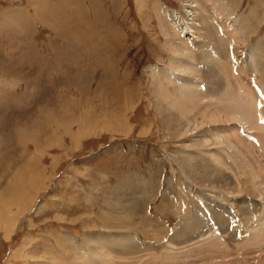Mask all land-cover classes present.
Segmentation results:
<instances>
[{"label": "rangeland", "instance_id": "rangeland-1", "mask_svg": "<svg viewBox=\"0 0 264 264\" xmlns=\"http://www.w3.org/2000/svg\"><path fill=\"white\" fill-rule=\"evenodd\" d=\"M212 1L221 6L209 4L205 11L199 5L198 9L214 29L219 45L227 40L225 50L215 42L200 44L180 34L184 22L178 16L185 22L188 18L185 2L179 0H0V9L21 8L36 17L35 46L44 56L35 58L31 71L21 65L16 71L20 83L15 79L11 87L1 88L0 81V214L4 218L0 220V264H72L84 255L90 264H99L108 254L95 248L101 244L97 239L112 237L117 242L129 234L142 250L135 254L141 259L135 264L220 262L218 255L195 260L182 251L170 252L174 263L163 260L160 253L157 256L156 247L164 243L169 248V237L186 216L206 225L203 230L208 236L193 240L197 243L188 249L214 239L217 249H226V261L264 264V0ZM163 15L169 21L173 15L171 32L191 46L189 66L199 75L183 80L176 73L159 86H169L166 89L172 96L177 90L195 99L212 98V108L227 104L228 119L222 118L229 122L205 124L196 109L188 115L199 125L192 122L185 129L187 138L176 127L163 126L169 113L160 109L169 101L160 106L154 96L151 68L172 69L173 58L160 29ZM27 16L15 9L0 10V27L17 25L19 19L24 26ZM39 22L44 24L39 26ZM43 39L54 46L52 54L40 50ZM59 43L74 47L66 50ZM202 46L209 49L213 61L203 56ZM29 51L24 50L21 58L30 59ZM79 51L81 62L74 58ZM45 59L53 63L54 73L48 69L43 73L40 60ZM212 68L215 77L208 81L210 73L214 74ZM202 103L207 104L206 100ZM174 111L178 112L177 107ZM238 116L245 120L238 121ZM223 125L228 128L225 134L234 136L228 135L227 143L205 132L217 127L224 130ZM191 139L197 143L214 140L217 147L212 145L210 150L201 145L190 150L185 145ZM238 142L240 153L248 155L242 157L243 174L233 160L235 171L226 170L231 169V159L223 157V153L237 151L234 144ZM191 153L203 160L214 153L230 177L227 181L233 182L232 190L216 189L214 184V189H208L192 182L178 163ZM9 167L14 171L8 173ZM137 179L147 183V209L120 222L127 218L121 215L117 220L111 206L116 211L123 183L131 187L128 182ZM10 193L17 194L19 202H12ZM261 225L262 240L251 241L252 232ZM77 243L83 248L72 247ZM112 258L116 263L124 261Z\"/></svg>", "mask_w": 264, "mask_h": 264}, {"label": "bare ground", "instance_id": "bare-ground-1", "mask_svg": "<svg viewBox=\"0 0 264 264\" xmlns=\"http://www.w3.org/2000/svg\"><path fill=\"white\" fill-rule=\"evenodd\" d=\"M179 1L185 2V5H183V6H184V8L187 9V10L185 9V11L187 13L186 14V16H187L186 18H188V21L185 22L184 20H182V18L180 16H178V19L180 18L179 19L180 20V23H181V21L184 22V23L181 24L182 25L181 26L182 28H181L180 34L183 32L185 35L190 36L189 39H191V40L193 39V41H201L200 44L201 43H204V42H207V41L212 42V43L215 42L214 44L216 45L217 48L222 49V50H225V46H223V45L226 43L227 40L226 39L222 40V45H219V43L217 41L216 33H215L214 29L211 28L206 23L205 17L201 15V12L198 9V7L200 5L205 11H209V4H215L216 6H218L219 3H216V2H214L212 0H199V4H198V1L197 0H179ZM219 6H221V5H219ZM163 13H165L166 15L168 14L167 13V10H165V9H164V12ZM166 15H163V17L161 18V21L162 22L160 21V29H161L162 34L166 38V45H167L166 47L168 48L166 50H168L169 52H171V55H172V58H173L172 61L170 62V65H171L172 69L169 66H165L166 68L164 67L165 69H163V70L159 69L158 66L151 67L154 70V71L152 70L153 71L152 72V78L154 79V82L153 83L155 84L154 85V92H153V94H154V96L157 97V99H158V101L160 103V106H161V104H163V102L166 103V101H169V104L166 103L169 106L167 105V107H162L160 109V110H163V111L169 113L168 114L169 117L167 116L168 119L164 122L163 126L165 128H167V129H169L171 126H174V127H176L177 132L180 131L181 132L180 134L183 137L187 138V136H189V134H187L188 132L185 129L188 128V127H190V125H191L192 122H195L194 125H196V126L199 125V123L196 122V119H195V121L190 119V117L192 116V115H190L192 113L191 112L192 110L193 111L194 110L196 111V109L198 110V113H197L196 116H199L205 124H211V123L212 124H217V123L220 124V123H222L224 121L229 122V120H224V118H222V116L225 117V118H227L226 117L227 114H225V111L227 109V108L225 109V107H227V104H226V106L223 104L224 107L222 105V108L221 107L220 108L219 107L218 108H216V107L212 108L213 107L212 104L215 106L214 102L212 103V101H211L212 98L200 97L198 99H195L194 97L188 96L185 93L179 92L177 90H174L175 93H174L173 96H175V97H173L172 95L168 94L169 93L168 90H170L169 86H167V87L159 86L161 84H164L163 83V79L165 77H174L176 75V73H178V78H181L183 80H187V79H190V78L191 79H194V78H192L190 76H192L193 74L196 76L198 74V73H195V71L189 66L190 53L193 51L192 48H191V46L183 42V40L179 37L180 34L176 35V34H173L171 32V24L173 23V17H172L173 15H171V17L168 18V19H172V21L171 20L170 21L167 20ZM244 27L246 28V26H244ZM184 47H185V49H184ZM201 49L203 50V56L206 59H208L210 61H213L214 60V57L209 53V49L206 46H202ZM178 70H181V72H179ZM211 71H213L214 74L213 73H210V75L208 76V81L213 80L214 77H215V69L212 68ZM187 92L190 93L191 91L188 89ZM203 100H206L207 104L202 105L203 104L202 103ZM221 100H222L223 103H225V101H226L224 98L221 99ZM200 105H201V107H200ZM218 106H220V105L218 104ZM176 107H177L178 112H175L174 111L176 109ZM188 113H190L189 114L190 117H189ZM235 113H233V114H235ZM240 116L243 117L242 114ZM248 116H250V115H247V117ZM243 118H240L239 117V120L238 121L243 122L245 120ZM248 120H250V119H248ZM202 121H201V124L203 123ZM233 121H236V120H233ZM221 127H223L221 129H224V130L219 131V129H217L218 128L217 127L216 130H213V128H212L211 131L210 130H207L205 132L206 133H213V136H214L213 138L214 139L217 140L218 137H221L222 138V141L224 143H227V141H228L227 140L228 135H230V136H232V135L231 134H225V131H227V129H228V128L225 127V125H223ZM198 128H200V127H198ZM260 128H261V126H260ZM183 131H186V132L185 133H182ZM216 131H219L220 133H218V132L216 133ZM235 131L237 132V130H235ZM235 131L234 132H231V133H234L235 134ZM204 135H206V134H204ZM236 135H237V133L235 134V138L238 139L236 137ZM232 137H234V136H232ZM207 139L202 140V141H206V142H203V143H201V142L197 143V142H195V141H193L191 139L193 142H191L190 140L187 141V142H191L190 145H185V144L184 145L186 147H189L187 149L195 148V147H196V149H200V146L201 145L204 146L203 147V149H204V148H209L210 146L214 145L215 146V149H216L217 144L214 143V140H212L213 141L212 142L211 140H208L207 141ZM260 139H262V138L260 137ZM240 140H239V142H240ZM263 140L264 139H262L261 141H263ZM216 142H218V141H216ZM235 142H237V141H235ZM239 142L234 144V149L236 148L237 151H234V149H233L232 150V151H234L233 154L232 153L231 154L228 153V154L225 155V153H223V157H224V160H226L225 159L226 157L227 158H230L231 160L228 161L230 163L233 160L232 163L237 166L238 171H241V170L243 171V168H246V165L244 164V162H242V157L243 158L244 157L247 158L246 156H248V155L247 154H244L245 151L244 152H241L242 154L240 153L241 148H240V143ZM210 150H211V147H210ZM203 152H205V151H203ZM192 153H194V152H192ZM191 154L182 156V159H180V161L178 163L183 168V170L185 172H187V174L191 177L190 180L192 182H195V183L199 184L201 187H207L208 189H210L209 187H212L211 189H214L213 187L216 186L215 187L216 189L217 188H219V189H227L229 191L230 188L228 189V187H231L233 182L232 183H229L227 181V180H229L230 177L226 175L223 167L220 165V163H219L218 159L215 157V154L214 153H209L210 155L207 154L208 155V158H206V159L204 158V160L202 158H200L201 157L200 155L197 156L195 154H192V155ZM203 157H204V155H203ZM247 160H246V162L249 161V160L248 161ZM1 162H2V160H1ZM232 163L229 164V166L231 167V169H226V170H228V171L229 170L235 171L234 168L232 167V165H233ZM6 171L8 173H10V172H13L14 169H13V167L11 169L9 167V169H7ZM246 173H248V172H246ZM256 173L258 174V172H256ZM14 174L15 173H12V175H14ZM242 174H243V172H242ZM225 175H226V178H225ZM244 175H246V174H244ZM247 175H249V173ZM14 177H15V175H14ZM249 177H251L250 180L253 181L252 180V176L249 175ZM137 180H139V179H137ZM137 180H135V181L132 180L131 182H128L131 185L132 190H131V187L128 184L123 183V185H122L124 187V190H123V193H122L123 196H120V199L118 198L117 199V202L114 205L116 211L111 206V210L114 212V214H115L114 216L117 218V220H119V217L121 215H123V216H125V218H127L126 220H121V221L119 220L120 222H124V221H127L128 222L130 219H133L134 218V215L135 214H140L141 215V213L144 212L147 209V203L150 200V197L148 198L145 195L146 189H147L145 184H147V183H145L143 181H140V180L138 182ZM128 181H129V179H128ZM140 183H141L140 188L135 187V186H139ZM235 187H236V185H235ZM130 190L132 191L131 198L129 197L128 201H126L127 202L126 203V206H124V204H125V199L124 198H126V195H129V191ZM231 190H232V187H231L230 191ZM15 191H16V189H15ZM137 192H141V194L144 193L145 196H142L141 197L140 194L137 193ZM18 199H19V197H17V194H15V195L14 194H11V200H12V202H14L16 204L17 202H19ZM8 203H10V201H8ZM165 204H166V199H165ZM4 205L6 206L7 203L4 204ZM8 205L9 206H12L11 204H8ZM3 208H5V207H3ZM4 210L5 209H3V211ZM157 211H158V209H157ZM2 217H3V214L2 215L0 214V220L1 219L4 220V218H2ZM115 217H113V218H115ZM187 217L188 216H186L183 219L184 221L182 219L180 220V223L178 224L177 229H175V231L172 234V236L169 237L168 244H167L169 246V248L164 243L161 244V245L159 244V246L156 247V249L158 250L157 251L158 254L159 253L161 254V257H163V260L166 259L167 261H171L172 263H174L176 261L173 260V259H171V257H174V256H172V254H170V252L175 253L176 251H178L180 253V251H182L183 253H181V254L188 255V253L189 254L191 253V258H194V259L197 258V257H201L202 258L203 255H207V258L213 259V255H218L219 258H220V259L219 258L217 259V260L220 261V262H218L219 264H237L238 263V262L237 263H233V262L226 261V257L228 255L225 256L224 253H223V252H226L225 247H224L225 251H221L220 249H217L219 243H217L214 239H213V241H209V242L206 241L207 243H204V245L202 247H198V248H194V249H188L189 246H191V245L192 246H195L194 243H197V242H194L193 240H197L199 237H203V236H207V235H206V230L205 229H204L205 231L203 230V228H205L206 225H204L203 223L201 225V222H197V221L194 222V221L191 220L190 217H188V218ZM113 220H115V219H113ZM150 221L152 222V220H150ZM261 224H263V223H261ZM207 228H208V226H207ZM208 229H211V228H208ZM209 231H207V232L209 233ZM261 233H262V230L259 227V229H256L254 232H252L251 238L250 237L249 238L251 239V241H254L255 239L262 240V238L260 239ZM262 234H264V231H263ZM129 235H125V236H122L121 238H118L119 241L117 240V242L113 241L112 237H110V238H101V239L98 238L97 239L98 241L96 243H98V244L101 243V244H99L100 247L97 245V247L95 246V248L98 249V250L100 249L99 251H101V252L106 251L105 253L108 254V256H106L104 253L101 254V252H99L100 253L99 256H101V255H105L106 256V257H103L104 260L101 261V262H99V264H135L137 261H140L141 259L138 260V258H137V257H139V255L138 256L136 255L137 256L136 257L135 254L136 253L139 254V252H141L142 250H140V248L138 247V245H139L138 243H137L138 245L135 244V243H134L135 245L133 244V242H135V240H133V239L130 240L129 239L130 238ZM208 235H210V234H208ZM207 237L204 238V240H209L210 239V238L207 239ZM232 239H233V236H231L229 240L232 241ZM93 240L95 242V239L94 238H93ZM93 240H92V242H93ZM84 241H86V240H84ZM102 244L104 245V247H103ZM240 244H243V243L240 242ZM73 246L75 248H77V249L80 250L81 244L80 243H77V244L72 245V247ZM93 247H94V245H93ZM105 247H107V248H105ZM82 248H83V245H82L81 249ZM150 248H151V246H150ZM218 251H221V252H218ZM160 254L157 255V256H160ZM93 255H95V254H93ZM86 256L85 255L83 256L84 259H82V257H81L79 261L75 258L74 259V263H72V264H90L91 262L88 260V258ZM96 256H98V254ZM111 256L112 257L114 256L113 258L114 259H117L118 262L121 259H123L124 261L123 262L121 261L120 263H116L115 260L114 261H110V259L112 258ZM133 257H136V259H133ZM101 258L102 257H100V259ZM153 258H154V255H153ZM159 259H160V257H159ZM95 260H96V258L94 259L93 262H95ZM98 260H99V257H98ZM208 260H210V259H208ZM163 263H165V261ZM143 264H153V263H143ZM154 264H158L157 261L154 262ZM160 264H161V262H160ZM246 264H249V262L246 263Z\"/></svg>", "mask_w": 264, "mask_h": 264}, {"label": "crops", "instance_id": "crops-1", "mask_svg": "<svg viewBox=\"0 0 264 264\" xmlns=\"http://www.w3.org/2000/svg\"><path fill=\"white\" fill-rule=\"evenodd\" d=\"M3 9L19 10L21 13H26L28 16L26 18V25L24 26L23 24H21L22 21L19 19L20 23H18L17 25L9 23V28H7V26L5 27L6 29L0 27V81L2 82L1 88L2 86L4 87L6 84L10 85L11 87V82L15 79L17 82L20 81L21 77L17 76L18 73L16 71L21 69V65H24V68L27 66L26 68L31 71V68L36 65V57L44 59L42 58L44 56L41 55L39 50H36L37 46H35L36 29L34 24H36L37 22L36 17L31 12H25L21 8ZM40 24L43 25L39 22L38 25L40 26ZM41 28L42 27H40L39 29ZM61 45V48H63L65 45V48L68 47V50L74 47L73 45H66L65 43ZM26 49L27 51L30 50L29 54L32 55L31 58H28L27 60H25L24 57L21 58V54H24V50ZM40 50L42 51V53H46L49 55L52 54L54 46L52 47V44H50L47 40L43 39ZM77 53H74L77 54V56H75L74 58L79 59V56H81L82 54H80V51ZM78 62H81V60L79 59ZM52 64L53 63L46 59L44 61L40 60V66L45 68L43 70V73L46 72V69H48V72L50 71L51 73H54ZM68 64L71 65L72 62L71 64ZM16 65L18 66L16 67ZM163 202H165V199H163Z\"/></svg>", "mask_w": 264, "mask_h": 264}]
</instances>
